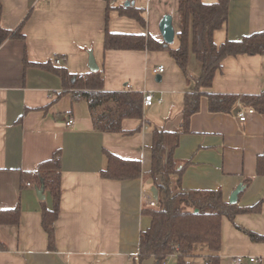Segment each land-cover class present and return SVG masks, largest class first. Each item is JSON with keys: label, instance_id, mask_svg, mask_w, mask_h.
<instances>
[{"label": "crops", "instance_id": "0c3cea01", "mask_svg": "<svg viewBox=\"0 0 264 264\" xmlns=\"http://www.w3.org/2000/svg\"><path fill=\"white\" fill-rule=\"evenodd\" d=\"M178 1L2 0V27L15 31L22 25L25 39L0 43V209L21 210L18 225H0V264H154L153 258L138 260L141 235L150 225L143 210L155 187L147 177L152 128L181 130L185 95L195 90L201 65L191 55L186 76L167 51H105L103 40L108 28L163 41L164 16L171 15L175 31L179 30ZM120 6L144 9L146 27L121 15ZM263 29L264 0H230L227 24L215 32L214 40L217 44L240 40ZM176 45L175 36L172 46ZM90 51L104 73L105 90L122 91L129 84L131 91L153 95V104L144 107V121H123L126 131L142 126L137 133L96 129L87 103L74 101L61 77L44 65L56 66L60 57V66L70 73L91 72ZM25 55L31 65H25ZM159 66H164L163 73L156 71ZM206 91L263 94L264 55L226 58ZM200 106L191 117L190 132L180 136L174 152L175 159L186 164L183 188L220 189L229 203L242 184L238 206L263 200L264 174L257 173V160L264 155V115L254 109L241 122L239 112L252 107L238 104L230 113L211 112L205 96ZM69 120L73 123L67 126ZM106 151L140 160L143 175L128 181L103 178ZM54 156L61 168L62 196L51 250L42 209L52 208L53 199L48 191L39 199L36 185H23L21 175L36 171ZM242 229L264 237V201L258 213L238 214L233 221L223 217L220 249L223 264H237L239 256L244 257L242 264H264V240L253 239ZM197 252L188 259L190 264H207V248L199 246ZM252 257L255 262H250ZM177 259L173 254L166 262L177 264Z\"/></svg>", "mask_w": 264, "mask_h": 264}, {"label": "trees", "instance_id": "16d2710c", "mask_svg": "<svg viewBox=\"0 0 264 264\" xmlns=\"http://www.w3.org/2000/svg\"><path fill=\"white\" fill-rule=\"evenodd\" d=\"M229 3L230 0H218L211 4L202 0H179L176 46L159 41L151 35L111 32L108 28L105 30L103 40L105 51H167L186 76H190L188 67L191 55L201 65V73L194 81L195 90L185 95L181 130L170 132L157 125H153L152 128L153 140L150 147L152 163L147 177L152 179L157 188L158 198L155 199L156 206L147 205L143 210L150 217V225L140 238L139 262L153 258L154 264H164L170 255L175 254L178 257L177 264H190L188 259L198 256L197 248L205 246L208 250L207 264H223L220 256L223 217L233 221L238 214L258 213L261 210L264 199L252 206L240 207L226 202L220 189L183 188L181 177L186 164L174 157L180 136L190 132L191 117L200 111L203 96L207 97L211 112L230 113L238 104H243L264 115V93L238 96L206 91L211 88L213 79L221 70L226 58L237 55H264V29L246 35L240 40L227 39L221 44L215 43V32L227 24ZM117 10L121 15L146 27L144 9L120 6ZM2 11L3 5L0 0V43L8 39L24 40L22 25L15 31L2 27ZM24 63L26 66L31 65L26 55ZM44 65L61 77L65 90L72 91L74 101L83 100L87 103L94 126L99 131L133 135L142 128L139 126L135 130L126 131L123 128V121L125 119L144 121L143 93L127 89L105 90L102 70L73 74L60 65L53 66L51 63ZM105 155L107 165L101 170L103 178L128 181L143 175L140 160L124 159L110 151H106ZM257 173L264 174V155L258 157ZM21 180L23 185L34 183L37 188L44 184L45 191H48L53 199L52 208L43 206L42 209V226L48 235L49 248L53 250L55 222L59 215L62 196V177L58 159L54 156L42 162L36 171L22 172ZM20 216L21 210L18 206L0 209V225H18ZM242 230L253 239L264 240L262 236Z\"/></svg>", "mask_w": 264, "mask_h": 264}, {"label": "water", "instance_id": "95a60500", "mask_svg": "<svg viewBox=\"0 0 264 264\" xmlns=\"http://www.w3.org/2000/svg\"><path fill=\"white\" fill-rule=\"evenodd\" d=\"M160 32L163 37V41L166 44L172 45L175 41L176 31L173 25V17L171 15H166L163 17L160 23ZM89 69L91 72L99 71V65L96 62V59L93 55V52H89ZM244 189V186L239 185L236 190L232 193L229 203L236 204L239 193ZM153 196L155 199L158 198V190L156 187L152 188ZM37 195L39 199H45V186L41 184L39 188H37Z\"/></svg>", "mask_w": 264, "mask_h": 264}, {"label": "built area", "instance_id": "2783aa9c", "mask_svg": "<svg viewBox=\"0 0 264 264\" xmlns=\"http://www.w3.org/2000/svg\"><path fill=\"white\" fill-rule=\"evenodd\" d=\"M62 61H63V58H60V57H59V58H56V59H55L54 63H55L56 65H61ZM156 71L159 72V73H163V72H164V66H159V67L156 69ZM126 89H127V90H131V85L127 84V85H126ZM153 102H154L153 95L150 94V93H145V94H144V100H143V105H144V107H149V106H151V105L153 104ZM254 112H255L254 108H247V109H243V110H241V111L239 112V114H238V115H239V120H240L241 122H245V121L247 120V116H248L249 114H253ZM72 123H73V120H69V121L67 122V126H70ZM148 205L151 206V207L156 206V200H155V198H153V196H151V197L149 198ZM234 261H235L237 264H242V263L244 262V257L239 256V257L235 258ZM255 261H256V258H254V257L250 258V262H255ZM164 264H168V263L165 262Z\"/></svg>", "mask_w": 264, "mask_h": 264}]
</instances>
